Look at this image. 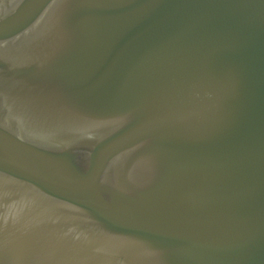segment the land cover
Returning <instances> with one entry per match:
<instances>
[{"label": "water", "instance_id": "95a60500", "mask_svg": "<svg viewBox=\"0 0 264 264\" xmlns=\"http://www.w3.org/2000/svg\"><path fill=\"white\" fill-rule=\"evenodd\" d=\"M0 264H264V0H0Z\"/></svg>", "mask_w": 264, "mask_h": 264}]
</instances>
